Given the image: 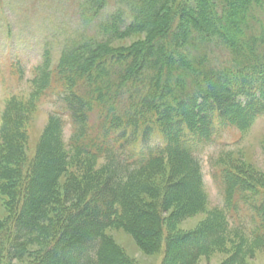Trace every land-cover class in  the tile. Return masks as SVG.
<instances>
[{"label": "trees", "instance_id": "16d2710c", "mask_svg": "<svg viewBox=\"0 0 264 264\" xmlns=\"http://www.w3.org/2000/svg\"><path fill=\"white\" fill-rule=\"evenodd\" d=\"M111 2L115 10L99 19ZM256 10L264 12V0H81L83 31L65 43L56 63L45 44L33 81L35 94L52 91L62 104L71 127L70 153L61 145L65 122L54 117L27 162L26 102L10 109L0 127V178L21 176L26 164L30 173L7 257L15 258L28 236L43 234L57 221L47 252L32 264H133L104 230L138 232L158 247L162 219L144 208L136 193L156 198L160 211L173 206L178 220L201 211L200 154L220 132H244L264 115V21ZM90 26L95 34L87 36ZM136 33L144 39L110 48ZM224 155L209 160L224 211L213 212L193 232L169 234L163 264H194L227 241L237 245L224 264H243L252 248L264 249V189ZM97 160L105 164L94 172ZM164 161L171 176L156 191L152 179ZM69 168L81 173L80 179L60 192L57 180ZM73 192L77 203L66 207ZM242 210L251 217L243 218ZM234 219L252 222V230L231 225ZM188 241L177 261L174 247Z\"/></svg>", "mask_w": 264, "mask_h": 264}, {"label": "rangeland", "instance_id": "374dc122", "mask_svg": "<svg viewBox=\"0 0 264 264\" xmlns=\"http://www.w3.org/2000/svg\"><path fill=\"white\" fill-rule=\"evenodd\" d=\"M80 1L0 0V127L6 122L5 114L7 113L8 116L11 110L14 112L16 104L19 102L29 104V112L24 124L27 139L25 147L27 162L33 159L42 134L50 119L54 117H59L65 122L61 135V145L62 150L70 153L71 127L68 124V118L64 113L62 104L52 95V91H46L44 95L35 94L33 81L36 77L35 67L40 64L46 49L45 44H48L52 61L56 63L60 50L65 43L78 38L80 32L83 31L78 21ZM115 8V2L109 3L99 19L102 18L103 14L114 11ZM257 15L264 21V12L256 10ZM87 30H85L87 32L84 31L87 36L95 34L93 26ZM143 39L144 35L141 33L132 34L124 39L113 41L110 48H127ZM212 57L217 58L218 56L213 55ZM221 60L216 64H220ZM12 99H15L16 102ZM92 123H95L94 119H92ZM155 140L157 137L153 141ZM263 146L264 115L253 121L244 132L236 129L220 132L214 145L199 156L202 172V194L205 199L204 206L201 211L181 220H178L177 216L173 217L175 210L173 206L164 212L160 211L159 201L156 198H150V195L144 191L136 193L135 196L138 197L136 200L142 202V206L149 211L158 212L162 219L161 242L158 243V247L153 244L154 241L152 240L145 241L137 234L138 232H129L119 227H110L104 230L105 237L133 264H163L166 256V243L168 242L166 239L169 234L180 235L193 232L204 225L213 212L224 211L222 187L220 188V185H217L210 176L209 160L211 158L216 159L220 154L225 153L224 156L231 165L235 166L247 178L252 179L258 187L264 189ZM121 158L124 159L123 156ZM121 158L116 159L115 157L114 160L124 164ZM164 162L160 173L152 179V186L156 191L165 187L171 176L169 165L166 161ZM103 164H105L103 160H97L93 164V171L96 172L101 169ZM20 170L21 176L15 177L12 172L14 177L6 178L4 173L0 178V264H32L39 260L48 250L49 232L57 223V221L55 223L52 221L54 225L47 224L45 226L47 230L43 234L28 236L25 247L20 250L18 255L12 259L7 257L6 252L13 237L14 221L21 210L22 198L27 189L30 175L28 164L21 166ZM71 171L69 168L67 176L63 174L58 178L57 189L60 192H63L69 181L80 179L81 173L72 171L74 174L70 175ZM141 178L140 182L143 183L145 178ZM76 195L77 192L70 194L68 201L64 202L66 207L77 203L74 200ZM240 214L243 218L251 217L247 210L240 211ZM254 222H256L255 219ZM140 223L141 226L146 225L143 220ZM251 223L249 221L239 223L235 219L230 222L231 225L242 224L247 231L252 230ZM187 243L191 242H185L184 246L181 247H174L177 261L179 256L186 252ZM232 243L227 241L224 248L200 257L194 264H224L229 257V252L237 245L236 241L234 244ZM243 264H264V249L252 248V252L244 258Z\"/></svg>", "mask_w": 264, "mask_h": 264}]
</instances>
